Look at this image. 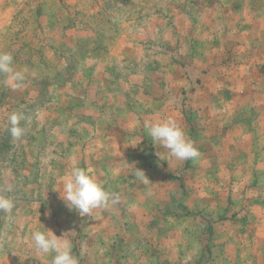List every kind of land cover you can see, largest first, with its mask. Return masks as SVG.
Wrapping results in <instances>:
<instances>
[{
    "label": "rangeland",
    "instance_id": "obj_1",
    "mask_svg": "<svg viewBox=\"0 0 264 264\" xmlns=\"http://www.w3.org/2000/svg\"><path fill=\"white\" fill-rule=\"evenodd\" d=\"M0 52L27 74L0 75V264H52L43 225L79 264H264V0H0ZM168 118L196 161L152 141ZM71 158L119 196L95 220Z\"/></svg>",
    "mask_w": 264,
    "mask_h": 264
},
{
    "label": "clouds",
    "instance_id": "obj_2",
    "mask_svg": "<svg viewBox=\"0 0 264 264\" xmlns=\"http://www.w3.org/2000/svg\"><path fill=\"white\" fill-rule=\"evenodd\" d=\"M14 57L10 52H0V75L5 76V84L13 90L24 86L27 74L15 68ZM9 131L11 136L19 140L24 136L25 128L21 121L26 117L23 113L12 112L9 115ZM145 127L154 143H159L169 150L172 157L180 161H196L200 157L194 142L187 138L183 128L172 118L155 123H146ZM115 174V173H114ZM147 178V177H146ZM148 179V178H147ZM63 194L60 198L69 210L76 211L80 216L96 219L95 210H107L110 204L119 202V196H113L101 182L97 181L86 170L78 166L75 158H71V167L61 177ZM11 192V188L6 189ZM15 201L11 196L0 195V211L8 214L13 212ZM32 233V241L38 253H55L52 264H79L72 254V244L64 236H57L52 230L44 227Z\"/></svg>",
    "mask_w": 264,
    "mask_h": 264
}]
</instances>
